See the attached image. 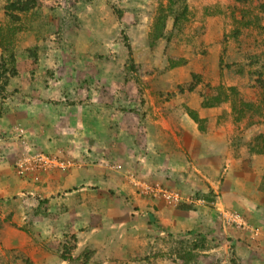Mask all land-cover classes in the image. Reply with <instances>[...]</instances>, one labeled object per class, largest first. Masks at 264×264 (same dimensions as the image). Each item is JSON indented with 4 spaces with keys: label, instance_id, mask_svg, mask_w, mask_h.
<instances>
[{
    "label": "rangeland",
    "instance_id": "374dc122",
    "mask_svg": "<svg viewBox=\"0 0 264 264\" xmlns=\"http://www.w3.org/2000/svg\"><path fill=\"white\" fill-rule=\"evenodd\" d=\"M22 3L28 9L16 11ZM159 28L163 36L154 40ZM221 36L231 43L215 55ZM230 46L239 57L226 58ZM216 56L224 71L200 72L198 64ZM139 64L153 75L139 76ZM180 64L191 80L160 91L162 82L172 83L161 73ZM185 101L197 102L199 131L230 136L223 157L239 160L243 189L255 179L260 197L244 204L219 199L217 211L225 215L216 235L175 238L152 223L137 250L121 251L119 236L107 247L99 232L113 222L123 227L128 214L147 217L161 204L208 212L221 197L222 180L211 189L188 186L195 176L178 169L171 153L169 133L179 129L172 115L184 112ZM208 107L217 122L204 117ZM258 155L264 156V0H0V264H181L180 248L194 256L191 264H264ZM88 194L99 204L84 202ZM71 246L72 259L62 260Z\"/></svg>",
    "mask_w": 264,
    "mask_h": 264
},
{
    "label": "crops",
    "instance_id": "0c3cea01",
    "mask_svg": "<svg viewBox=\"0 0 264 264\" xmlns=\"http://www.w3.org/2000/svg\"><path fill=\"white\" fill-rule=\"evenodd\" d=\"M223 36L218 37L215 41V47H217L218 51L216 53H213L215 55L221 54L227 45L231 43V41H228L227 43H223ZM211 42L206 43V47L211 54L210 50L212 48ZM253 48V46L251 47ZM233 51L232 54H230L229 50ZM228 49L225 51L227 54V57L233 58L234 56H238V53L236 52L237 49L234 50V46L228 47ZM252 51V50H251ZM253 53V52H251ZM212 55V54H211ZM213 56V55H212ZM182 61L181 57H179ZM219 56H216L215 61L214 57L211 60V64L209 63H199L197 66L199 67L200 72H202L204 75H207L208 70L211 72L212 75L215 74V72H223L224 70H218L219 66L218 61ZM187 62V61H186ZM237 62V61H236ZM197 67L195 65H192L191 70L192 72H197ZM186 66L180 64L177 66H174L170 69H167V71L161 73V76H168L169 80H172L171 84H164L163 82L159 86L160 91H169L174 88H177L178 86H181L183 83H187L191 80V77L189 75H186ZM230 85V84H229ZM51 89H47L46 91H50ZM57 94H60V90L55 89ZM47 95V96H46ZM49 94H41L39 96L46 99ZM38 96V97H39ZM37 97V96H36ZM37 98H34V102H38L36 100ZM185 108L184 112L182 114H175L174 120H176V124L178 125L179 129L178 131L175 129L170 130L169 138H172L174 141L173 148L174 150L171 152L174 156L179 157L180 164L177 167L178 169L181 168L184 173H189L190 176H195V180H189L187 181V185L190 187H197L200 186L201 189L204 190V188L211 189L212 187H215L221 180H222V192L221 197H217V201L215 203V206L212 207L214 209H209L208 212H205L204 210H199L195 206L184 208H177L171 207V206H164L162 207V204L159 208V210L155 211V214L152 212H149L150 214L146 216H132L129 215V219L124 223L123 227L121 224L115 225L113 222V225H110L109 228H104L103 231H100L99 233L102 235L107 236L106 238V246L110 247L111 244H115V236L118 238H121L120 241L123 245L122 250H125V253H131L130 251L137 250V245L140 240V234L141 231H146V229L149 226H152V223L156 225V228L158 231L167 232L170 233L172 237L179 238L185 234H191L192 232H201L205 235L204 231H208L210 236L216 235V231H214L216 223L223 224V216L225 215V212H222V215L217 211L220 209L219 204L221 201L230 203H236L238 201H241V203H245L249 199V201L252 198H259L261 192L259 191V185L257 182H255V179L249 180V187L247 190L243 189V183L244 180L242 179L243 174L242 171L238 169H242V167H238L237 162L238 159H231L229 157H226L223 155L229 154V148L230 146V136L228 134H224V131L222 130H213L210 129V132L203 133L199 131L197 120L202 119L203 117L198 115L197 120L195 121L192 115V109H195L197 112L200 110L197 106V102H191L188 103L185 101L184 103ZM200 105V104H199ZM215 108H204L203 114L204 117L207 119V121H213L214 123L217 122V115L213 117L212 111ZM222 109L218 108V112ZM211 111V114L209 112ZM73 118H77L75 115H72ZM225 117L220 116L219 122H222ZM230 121V120H229ZM232 121V120H231ZM209 127L211 124H209ZM159 140V138H157ZM172 141V142H173ZM166 146H163L161 151L165 150ZM169 153V152H168ZM241 154V152H240ZM253 159H255V167L264 168V156L261 158L258 156H254ZM195 172V174L193 172ZM197 175L200 176V179H197ZM162 178L161 180H163ZM220 180V181H219ZM166 185L172 186L175 185L172 181H165ZM181 188V187H180ZM114 198V196H113ZM82 200H85L84 202L91 203V204H99L100 197L99 196H90L83 195ZM221 201H220V200ZM226 199V200H225ZM111 200V199H107ZM114 200V199H113ZM76 203L80 204V200L76 199ZM137 201L132 198L131 203H136ZM143 202H137V205L140 206V208H144L142 206ZM182 206H185V204H182ZM79 207V206H78ZM127 207V206H126ZM162 207V208H161ZM158 208V207H157ZM196 208V209H195ZM106 214V212H103ZM132 213V212H130ZM152 213V214H151ZM228 214V213H227ZM246 220L247 217H244ZM211 224V228H208ZM228 224V223H227ZM98 227V224L96 225ZM119 227H122L121 229H118ZM111 229V231H110ZM105 230L107 231L105 233ZM213 231V233H211ZM121 232V233H119ZM119 233V234H118ZM88 235H93L92 231L90 233H87ZM113 235V236H111ZM78 237V235H77ZM91 243V242H90ZM90 243H84L83 245L89 246ZM94 243L96 241L94 240ZM93 247H97L95 244L91 245ZM98 247L99 244H98ZM117 254V251L115 252ZM122 252H118V254H121ZM115 256L113 254H110L108 252L107 257ZM109 259V258H108ZM121 260V257H119ZM124 260V259H123ZM178 260V259H177ZM176 260V261H177ZM108 261V260H107ZM104 262L103 264H110L109 262ZM181 264L182 261H179ZM164 264V263H160ZM174 264V263H171ZM191 264V263H188Z\"/></svg>",
    "mask_w": 264,
    "mask_h": 264
},
{
    "label": "trees",
    "instance_id": "16d2710c",
    "mask_svg": "<svg viewBox=\"0 0 264 264\" xmlns=\"http://www.w3.org/2000/svg\"><path fill=\"white\" fill-rule=\"evenodd\" d=\"M14 8V7H13ZM14 9H17L16 11H25V10H27L28 9V6H27V3H22V4H20V5H18L17 6V8H14ZM161 26L163 27L164 26V21L161 23ZM161 36H163V34H162V30H161V28H159L156 32H155V35L153 36L154 37V40H156L158 37H161ZM153 44V43H152ZM173 59L174 58H169V62L171 63V64H173L172 63V61H173ZM134 68V67H133ZM145 69V66L143 65V64H139V65H136L135 66V70L139 73V76H144L143 74H145V72H143L144 71V69ZM155 70L154 69H152V70H148L147 71V74H145V75H153V72H154ZM142 72V73H141ZM172 116H174V115H172ZM72 249H74V247L73 246H71V247H69V248H65L64 247V252L62 253V256H61V259L62 260H71L72 259V257L71 256H69V254H70V251L72 250ZM177 258L178 259H180V260H182L184 263H188L189 261H191L192 259H194V256H192L190 253H186V252H184V249H179V252H178V254H177Z\"/></svg>",
    "mask_w": 264,
    "mask_h": 264
}]
</instances>
